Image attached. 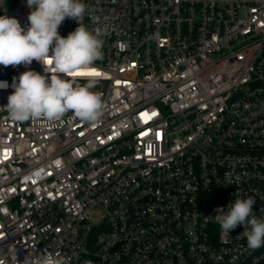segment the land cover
<instances>
[{
  "label": "built area",
  "instance_id": "2783aa9c",
  "mask_svg": "<svg viewBox=\"0 0 264 264\" xmlns=\"http://www.w3.org/2000/svg\"><path fill=\"white\" fill-rule=\"evenodd\" d=\"M82 2L104 41L97 122L9 120L13 77L45 73L0 65V264H264L213 217L251 197L264 219V0ZM30 11L0 0L25 29Z\"/></svg>",
  "mask_w": 264,
  "mask_h": 264
},
{
  "label": "clouds",
  "instance_id": "9594fccd",
  "mask_svg": "<svg viewBox=\"0 0 264 264\" xmlns=\"http://www.w3.org/2000/svg\"><path fill=\"white\" fill-rule=\"evenodd\" d=\"M27 6L31 9L27 29L14 17L0 16V65L27 68L36 61L45 74L26 70L19 77H13L14 91L3 107L8 119L45 121L52 125L63 122L71 113L81 121L97 122L106 107L102 94L93 90L99 77L94 65L103 56L102 31L89 30L83 24L86 6L82 0H27ZM66 18L76 21L78 26L63 37L58 29ZM79 80L86 83L81 85ZM8 87L7 81H0V89ZM255 202L251 197L236 198L227 211L218 208L213 216L226 234L242 225L251 249L264 246V219L255 215ZM23 264L69 262L51 252L29 251Z\"/></svg>",
  "mask_w": 264,
  "mask_h": 264
},
{
  "label": "snow or ice",
  "instance_id": "6c2138e0",
  "mask_svg": "<svg viewBox=\"0 0 264 264\" xmlns=\"http://www.w3.org/2000/svg\"><path fill=\"white\" fill-rule=\"evenodd\" d=\"M97 74H99V73H97Z\"/></svg>",
  "mask_w": 264,
  "mask_h": 264
}]
</instances>
